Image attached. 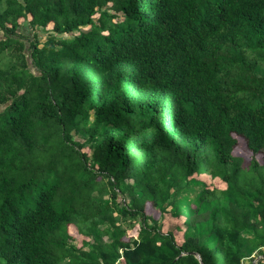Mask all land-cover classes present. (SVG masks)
Returning a JSON list of instances; mask_svg holds the SVG:
<instances>
[{
    "label": "trees",
    "instance_id": "obj_1",
    "mask_svg": "<svg viewBox=\"0 0 264 264\" xmlns=\"http://www.w3.org/2000/svg\"><path fill=\"white\" fill-rule=\"evenodd\" d=\"M0 32V264H264V0H0Z\"/></svg>",
    "mask_w": 264,
    "mask_h": 264
},
{
    "label": "rangeland",
    "instance_id": "obj_2",
    "mask_svg": "<svg viewBox=\"0 0 264 264\" xmlns=\"http://www.w3.org/2000/svg\"><path fill=\"white\" fill-rule=\"evenodd\" d=\"M19 23L21 25V29H22L23 34L25 36L31 37L33 33L31 32L30 27L27 25V22H25L23 20H20ZM50 28H51V25H48L47 30H49ZM38 31H39L38 34L40 35L39 36L40 39L43 40L44 37H45V34L43 32H41L40 30H38ZM0 38H1V32H0ZM7 62H8L7 56L2 53L1 56H0V68H3L7 64ZM242 150H243V148L240 146L239 150H237L238 151V155L242 154V152H241ZM84 151L88 152L87 149H84ZM243 155H244V153H243ZM196 177H197V179L205 181V183L209 187H215V186L217 187L216 184H218V183L214 184V181H211L210 177H207V176H196ZM145 212H146V214H151L155 218H157V214H155L154 212H151L150 209L148 208V206H146ZM126 221H127V219L124 220V219H122L120 217L117 218V223L122 225V226L125 225ZM180 224H181V221L179 219L178 220H175V219L170 220V219H168L166 222H164V219H163V223H162V218H161V225H162V230L163 231L171 230V229L175 230L177 228L179 229ZM126 230H127V236L128 237L129 236H135L136 235V230H137V224L134 222V227L126 228ZM73 231H74V229L71 228V232H73ZM180 234L181 233L175 232V239H176L177 243H179L181 241V235ZM103 239L105 240V238H103ZM81 240H82L81 237H79V236L77 237L76 236L75 239H74V244L79 246L80 243H81ZM258 259H261V256H259L256 253H253L251 257L246 258L244 261H246V264H252V263H256V261Z\"/></svg>",
    "mask_w": 264,
    "mask_h": 264
},
{
    "label": "water",
    "instance_id": "obj_3",
    "mask_svg": "<svg viewBox=\"0 0 264 264\" xmlns=\"http://www.w3.org/2000/svg\"><path fill=\"white\" fill-rule=\"evenodd\" d=\"M192 254L199 259V256L198 255H196L195 253H192ZM252 264H255V263H252Z\"/></svg>",
    "mask_w": 264,
    "mask_h": 264
},
{
    "label": "crops",
    "instance_id": "obj_4",
    "mask_svg": "<svg viewBox=\"0 0 264 264\" xmlns=\"http://www.w3.org/2000/svg\"><path fill=\"white\" fill-rule=\"evenodd\" d=\"M242 264H246V261H243Z\"/></svg>",
    "mask_w": 264,
    "mask_h": 264
}]
</instances>
